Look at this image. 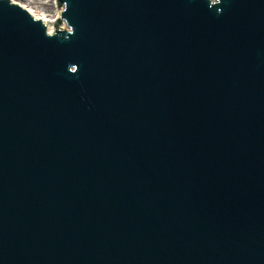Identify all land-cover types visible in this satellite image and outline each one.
Segmentation results:
<instances>
[{"label":"water","instance_id":"1","mask_svg":"<svg viewBox=\"0 0 264 264\" xmlns=\"http://www.w3.org/2000/svg\"><path fill=\"white\" fill-rule=\"evenodd\" d=\"M56 3L0 0V264H264V0Z\"/></svg>","mask_w":264,"mask_h":264},{"label":"rangeland","instance_id":"2","mask_svg":"<svg viewBox=\"0 0 264 264\" xmlns=\"http://www.w3.org/2000/svg\"><path fill=\"white\" fill-rule=\"evenodd\" d=\"M13 3L20 5L26 9H29L36 17L40 16L45 20L52 21L60 16L61 8L58 9L56 0H11ZM15 1V2H14ZM62 28L66 29L65 24H62ZM54 27L52 25V30Z\"/></svg>","mask_w":264,"mask_h":264},{"label":"bare ground","instance_id":"3","mask_svg":"<svg viewBox=\"0 0 264 264\" xmlns=\"http://www.w3.org/2000/svg\"><path fill=\"white\" fill-rule=\"evenodd\" d=\"M13 2V1H12ZM15 2V1H14ZM24 8V7H23ZM24 9H26V8H24ZM35 19H41L44 23H46L48 20H45V18H43V17H40V16H38V17H36L29 9H26ZM51 30H52V25H49L48 26V31H49V33L51 32Z\"/></svg>","mask_w":264,"mask_h":264}]
</instances>
